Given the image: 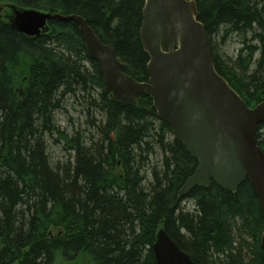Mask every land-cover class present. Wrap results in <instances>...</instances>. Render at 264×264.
Listing matches in <instances>:
<instances>
[{
	"label": "trees",
	"instance_id": "16d2710c",
	"mask_svg": "<svg viewBox=\"0 0 264 264\" xmlns=\"http://www.w3.org/2000/svg\"><path fill=\"white\" fill-rule=\"evenodd\" d=\"M144 2L0 0V264H157L160 228L195 264H264V212L249 179L234 192L212 181L180 196L198 161L152 98L111 99L75 21L51 19L30 36L8 12L81 15L122 70L146 81ZM196 4L218 72L254 107L264 98V0ZM231 43L235 55L222 51ZM68 103L84 116L72 131L57 119ZM256 139L264 150V122ZM52 142L66 160L52 161Z\"/></svg>",
	"mask_w": 264,
	"mask_h": 264
},
{
	"label": "water",
	"instance_id": "95a60500",
	"mask_svg": "<svg viewBox=\"0 0 264 264\" xmlns=\"http://www.w3.org/2000/svg\"><path fill=\"white\" fill-rule=\"evenodd\" d=\"M13 11L14 26L30 36L41 34L51 19L75 21L88 54L100 65L106 94L128 104L136 103L139 94L152 98L159 119L198 161L180 196L212 181L234 192L249 179L264 212V150L256 139L258 125L264 122V98L248 106L218 72L196 0H145L140 39L149 56L146 81L122 70L113 47L102 42L81 15ZM261 246L264 250V231ZM152 249L157 264H195L164 228Z\"/></svg>",
	"mask_w": 264,
	"mask_h": 264
},
{
	"label": "rangeland",
	"instance_id": "374dc122",
	"mask_svg": "<svg viewBox=\"0 0 264 264\" xmlns=\"http://www.w3.org/2000/svg\"><path fill=\"white\" fill-rule=\"evenodd\" d=\"M6 5V4H5ZM8 6V5H7ZM1 8L4 7V5H0ZM9 10L8 12L10 13L11 16H13V9L11 6H8ZM239 47V46H238ZM237 48V45L234 43H231L227 47H224L222 51L228 53L229 55H235V49ZM83 115L79 112V106L74 105L72 106L70 103L67 105V109L64 112H59L57 114V119L59 124L61 125L62 128L67 129L68 131H72L73 124L75 122L81 123L80 119H83ZM50 154H51V159L53 162H56L58 160H66L67 158V152L63 150V146L61 143H50Z\"/></svg>",
	"mask_w": 264,
	"mask_h": 264
}]
</instances>
